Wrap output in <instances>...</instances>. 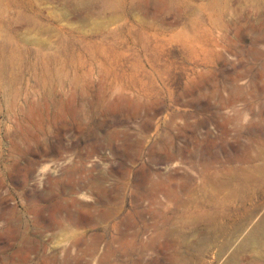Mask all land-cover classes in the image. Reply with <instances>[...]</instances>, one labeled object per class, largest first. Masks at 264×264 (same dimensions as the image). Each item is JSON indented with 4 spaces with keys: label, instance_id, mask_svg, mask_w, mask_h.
<instances>
[{
    "label": "rangeland",
    "instance_id": "rangeland-1",
    "mask_svg": "<svg viewBox=\"0 0 264 264\" xmlns=\"http://www.w3.org/2000/svg\"><path fill=\"white\" fill-rule=\"evenodd\" d=\"M0 264H264V0H0Z\"/></svg>",
    "mask_w": 264,
    "mask_h": 264
},
{
    "label": "bare ground",
    "instance_id": "bare-ground-1",
    "mask_svg": "<svg viewBox=\"0 0 264 264\" xmlns=\"http://www.w3.org/2000/svg\"><path fill=\"white\" fill-rule=\"evenodd\" d=\"M252 234L248 235L246 238H244V240L242 241L241 245L245 246V244H248L249 242H251L252 240Z\"/></svg>",
    "mask_w": 264,
    "mask_h": 264
}]
</instances>
